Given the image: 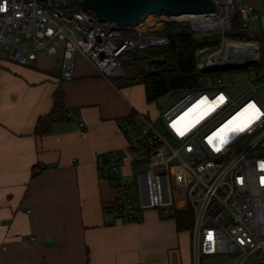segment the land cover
<instances>
[{
  "label": "built area",
  "instance_id": "built-area-1",
  "mask_svg": "<svg viewBox=\"0 0 264 264\" xmlns=\"http://www.w3.org/2000/svg\"><path fill=\"white\" fill-rule=\"evenodd\" d=\"M73 1L0 0V59L26 64L36 58L38 50L54 54L63 47V80L74 77L77 53L112 79L127 74L123 61L135 52L145 53L142 49L168 42L165 35L143 32L151 27L146 23H137L134 34H124L119 25L97 21L89 9ZM214 1V11L186 17L166 14L163 19L190 23L197 33L216 30L221 34L216 46L212 43L196 50V56L210 50L197 60L199 70L217 54L218 65L254 59L260 67L259 41L228 34L235 10L242 28L249 31L254 20L264 30V12L246 0ZM241 45L250 48L240 51ZM249 71L245 89L236 95L220 78L212 77L209 84L199 78L193 88L161 96L166 99L176 93L174 101L160 107L164 133L155 127L156 118L143 113L120 118L125 146L96 156L99 175L111 180L116 192L107 208L124 222L135 220L137 211L130 192L134 180L123 172L126 157L137 166L132 174L138 181L139 209L169 211L176 192L186 195L193 211L192 264L215 254H235L241 264L254 253L257 263L264 264V153L257 152L264 143V98L258 91L264 86V68Z\"/></svg>",
  "mask_w": 264,
  "mask_h": 264
},
{
  "label": "crops",
  "instance_id": "crops-1",
  "mask_svg": "<svg viewBox=\"0 0 264 264\" xmlns=\"http://www.w3.org/2000/svg\"><path fill=\"white\" fill-rule=\"evenodd\" d=\"M246 1L264 12V0ZM35 59H0V264H192L191 232L177 228L175 207L136 204L129 222L107 208L116 192L96 156L125 146L120 118H156L144 85L124 79L130 70L107 78L82 54L71 80L61 63ZM56 92L69 116L38 134ZM134 166L126 157V177Z\"/></svg>",
  "mask_w": 264,
  "mask_h": 264
},
{
  "label": "trees",
  "instance_id": "trees-1",
  "mask_svg": "<svg viewBox=\"0 0 264 264\" xmlns=\"http://www.w3.org/2000/svg\"><path fill=\"white\" fill-rule=\"evenodd\" d=\"M73 4L82 7L81 0H74ZM151 15L148 14L147 17ZM158 33L168 37L167 44L150 47L145 50V57L133 55L128 60L131 74L124 78L128 83L144 85L147 103L156 102L158 98L170 91L193 88L199 82V78L204 75H210L213 78L220 76L219 70L206 72L196 67L198 60V56L195 54L196 50L201 46L208 45L209 40L202 35L196 36L190 23L169 21L166 27ZM228 35L241 40L258 39L253 35H239L233 30ZM155 57H162L163 60H156ZM141 63L144 64V67L140 66ZM171 63L174 64V68L165 70L164 68ZM62 103L61 94L56 92L52 112L40 117L37 121L36 132L38 134L46 133L52 122L69 116L68 110ZM173 216L177 228L189 229L191 232L193 211L189 206L183 210L174 209Z\"/></svg>",
  "mask_w": 264,
  "mask_h": 264
},
{
  "label": "rangeland",
  "instance_id": "rangeland-1",
  "mask_svg": "<svg viewBox=\"0 0 264 264\" xmlns=\"http://www.w3.org/2000/svg\"><path fill=\"white\" fill-rule=\"evenodd\" d=\"M88 11L94 16V18L97 21L109 22V21L105 20L104 18L98 17L97 15H95L93 11H91V10H88ZM166 14L167 13L161 12V13H157L154 15L152 14L150 17L146 16L144 19H142L139 23H146V24H148V26L151 25V27H145L143 32H145L147 34H153V35H162V34H159L158 32L161 31L162 29H164L169 22V21L163 19V17ZM232 21H233L232 30L235 33H237L239 35H242V34L253 35V36H256L258 38L257 40L260 43L261 52H262V59H263V63L260 64V67H258L255 63H251V64L246 65L245 67L230 68V69H219L220 76L216 77V78H220L222 80V82L228 87L229 92L231 94L236 95V94H238L239 91H242L243 89H245V87H246L245 82L250 79V71H249L250 69H255V68L256 69L257 68L263 69L264 68V30H262L260 28L258 20H254L252 22L253 29L251 31L242 28V26H241L242 19H241V16H240V13L238 10H235V12L232 14ZM120 28H121L122 33L128 34V35L134 34L135 29H136L135 25L134 26L120 27ZM195 34H196V36L202 35V36H204L205 39L209 40L208 45L215 43V45H213V46H216V44H218L219 39L221 37V34L216 30L199 31L198 33L195 32ZM63 46H64V44H63ZM149 48L150 47H147V48H144L142 50H147ZM209 51L205 52L204 54L198 55V60L202 56L209 53ZM77 54H80V53H77ZM62 55H63V47L60 48L54 54H47L43 50H38L36 52L37 58L35 59V62H37L38 64H41L45 60L48 63H53L54 65H56L58 63H61ZM123 65L125 66V69L127 68L126 71H128L130 68L128 60H124ZM140 66L144 67V64L141 63ZM129 75H130V73H129ZM112 79L115 81H118L119 77L112 78ZM200 79L205 80L209 84L212 77L210 75H204V76L200 77ZM258 91L262 96H264V86L259 88ZM175 97H176V93H170V94H168V97L166 99H164V97H162V98L158 99L156 102H153V105H151L152 113L150 112V116L156 117L155 127L158 129V131L160 133H164L165 129H164L162 122H161V119L159 117V110L158 109L165 103V101H166L167 105L170 104L172 101H174ZM257 152L264 153V143H263V146L261 148H258ZM134 165H135L134 170H136V168H137L136 164H134ZM131 178L134 181H133L132 185L130 186V192L133 196L134 202L136 204H139V201H140L139 187H138V181L136 179V175L132 174ZM173 204H174V207L176 209H178V208H179V210L186 209L188 207L186 195L182 194V193L179 194V192H176V194L174 196V203ZM238 261H239V258L235 254H215V255L202 257L201 264H237ZM241 264H258L257 263V254L256 253L252 254L250 257H248L246 260H244Z\"/></svg>",
  "mask_w": 264,
  "mask_h": 264
},
{
  "label": "water",
  "instance_id": "water-1",
  "mask_svg": "<svg viewBox=\"0 0 264 264\" xmlns=\"http://www.w3.org/2000/svg\"><path fill=\"white\" fill-rule=\"evenodd\" d=\"M81 5L120 27L134 26L144 19L148 14L167 13L177 15L180 13H202L214 11L216 4L214 0H81ZM136 57H145L142 52H135ZM256 63L254 59L242 62L218 65L216 55H211L203 71H214L219 69H230L245 67L248 64ZM174 64L165 67V70H172ZM165 208L162 207L161 210ZM173 209V205L169 206Z\"/></svg>",
  "mask_w": 264,
  "mask_h": 264
},
{
  "label": "bare ground",
  "instance_id": "bare-ground-1",
  "mask_svg": "<svg viewBox=\"0 0 264 264\" xmlns=\"http://www.w3.org/2000/svg\"><path fill=\"white\" fill-rule=\"evenodd\" d=\"M193 14H195V13H180V14H177V15H175V16H178V17H186V16H190V15L193 16ZM241 44H242V43H241ZM243 48H245L244 50H249L250 46H247V45H241V49H240V51H242ZM254 50H256L255 45L253 46V51H254ZM237 51H238V49H237ZM240 51H238V52H240ZM235 57H238V54H235ZM216 60H218V54L216 55ZM237 60H238V59H236V61H237Z\"/></svg>",
  "mask_w": 264,
  "mask_h": 264
}]
</instances>
